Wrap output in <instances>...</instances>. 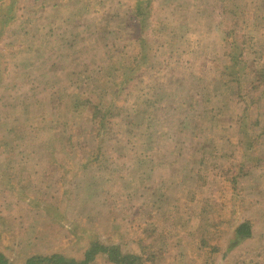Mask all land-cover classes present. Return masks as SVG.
<instances>
[{
  "label": "rangeland",
  "instance_id": "obj_1",
  "mask_svg": "<svg viewBox=\"0 0 264 264\" xmlns=\"http://www.w3.org/2000/svg\"><path fill=\"white\" fill-rule=\"evenodd\" d=\"M96 242L264 264V0H0V255Z\"/></svg>",
  "mask_w": 264,
  "mask_h": 264
},
{
  "label": "trees",
  "instance_id": "obj_2",
  "mask_svg": "<svg viewBox=\"0 0 264 264\" xmlns=\"http://www.w3.org/2000/svg\"><path fill=\"white\" fill-rule=\"evenodd\" d=\"M250 236L251 226L249 222H242L238 224L233 230L234 240L238 239L242 241L243 239H248ZM98 255H104L112 264H144L141 258L137 255L123 253L118 246H105L98 242L94 243L88 250L84 252L82 260H80L78 263L75 260L66 261L61 259L57 264H91ZM37 258L39 264H53L51 262L58 257L52 256L49 259L45 258L41 260L39 257ZM32 261H34V259L29 260L26 264H34ZM0 264H7L2 255H0Z\"/></svg>",
  "mask_w": 264,
  "mask_h": 264
},
{
  "label": "crops",
  "instance_id": "obj_3",
  "mask_svg": "<svg viewBox=\"0 0 264 264\" xmlns=\"http://www.w3.org/2000/svg\"><path fill=\"white\" fill-rule=\"evenodd\" d=\"M104 255H102V257H103ZM105 257V256H104ZM106 258V257H105ZM106 264H112V263H110L108 260H107V258H106Z\"/></svg>",
  "mask_w": 264,
  "mask_h": 264
}]
</instances>
